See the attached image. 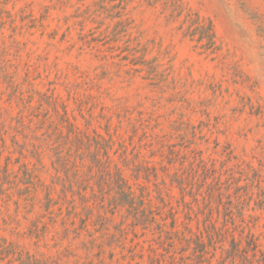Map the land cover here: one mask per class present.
Masks as SVG:
<instances>
[{
  "label": "rangeland",
  "instance_id": "374dc122",
  "mask_svg": "<svg viewBox=\"0 0 264 264\" xmlns=\"http://www.w3.org/2000/svg\"><path fill=\"white\" fill-rule=\"evenodd\" d=\"M152 259L264 264V0H0V264Z\"/></svg>",
  "mask_w": 264,
  "mask_h": 264
},
{
  "label": "trees",
  "instance_id": "16d2710c",
  "mask_svg": "<svg viewBox=\"0 0 264 264\" xmlns=\"http://www.w3.org/2000/svg\"><path fill=\"white\" fill-rule=\"evenodd\" d=\"M195 30H198L199 33L197 34V41H199L200 44L204 43L207 45V44H210V43H214V40L216 38V35H215V30H214V25L212 24V22H209V25H205L204 24H200L197 26V28H195ZM195 33L192 32L191 35H194ZM203 45V44H202ZM68 115V113H66ZM71 126L73 128L76 129V124L75 123H71ZM76 131V130H75ZM71 137H75V140H76V135L73 133ZM201 159L205 162V159L203 158V156L201 157ZM202 161V163H203ZM146 166L149 165V163H145ZM117 176L118 178H120V181H126L128 182L126 176H125V173H124V167L122 166H117ZM123 192L125 193L124 195H122L123 197V200L124 202L127 204V205H130L133 203V201L136 199V193L134 190H132L131 188L129 189H124L123 188ZM211 193H209L207 196L210 197ZM201 197V196H200ZM163 203V201H162ZM173 227L171 228V232L173 233H180L182 234V237L186 240H191V239H197L196 241V246H200V245H203L207 242L206 239H204L202 236H201V233L199 234H194L192 233L189 229H186V231L183 233V231L179 228V221H180V217L177 215V213L173 214ZM141 220V218L139 217V219H137V221L139 222ZM140 224V222H139ZM213 225H217L216 222H213L212 223ZM229 228V227H228ZM213 237V236H212ZM212 237H210V239L208 240H211ZM233 240H234V246L233 248H235V245L236 243H238L241 239H239L238 237H236L235 235L232 236ZM138 264H143V263H138ZM148 264H156L155 261H153V259L148 263Z\"/></svg>",
  "mask_w": 264,
  "mask_h": 264
}]
</instances>
